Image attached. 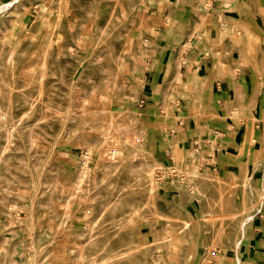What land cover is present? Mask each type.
I'll list each match as a JSON object with an SVG mask.
<instances>
[{
    "label": "rangeland",
    "instance_id": "1",
    "mask_svg": "<svg viewBox=\"0 0 264 264\" xmlns=\"http://www.w3.org/2000/svg\"><path fill=\"white\" fill-rule=\"evenodd\" d=\"M10 1L8 8L0 10V106L5 113L0 120V264H88L102 247L112 253L104 244L108 233L118 226L124 230L119 245L130 243L132 237L148 240L149 224L164 227L161 217L170 214L171 203L198 217L196 197L202 203L210 192L200 194L193 187L189 174L197 168L186 159L166 158L163 148L151 145L146 125L133 109L141 99L137 92L144 87L150 68L144 58L147 39H155L159 25L173 19L170 12L175 3ZM217 1L193 0L189 17L195 23L189 41L210 28L211 20L216 19L214 12H219L215 10ZM154 4L159 12L167 13L156 15ZM258 5L254 17L257 41L243 30L233 37L238 44L248 41L244 63L262 77L264 0ZM230 28L227 23L222 34ZM220 47L219 58L236 62L240 69L233 51L227 49L223 55L224 47ZM101 95L105 100L99 102ZM105 112L110 117L104 118ZM100 124H106L110 144L116 143L114 152L107 151L111 147L107 143L102 144ZM255 147L262 156L264 143H255ZM205 150L209 153L212 148L206 146ZM135 152L157 161L138 159ZM256 159L248 155L239 174L197 170L234 177L230 182L235 187L229 194L241 199L249 185L251 191L264 189V181L254 171ZM172 169L175 175L170 173ZM142 173L159 177L151 179L147 192L155 197L156 209L149 217L137 211L145 196L139 187ZM167 223L169 228L159 234H171L169 247H145L144 264H186L181 259L186 254L187 264H200L211 253L239 249L234 235L224 237L225 243L215 239L204 221L194 220L189 231ZM128 260L114 264H136Z\"/></svg>",
    "mask_w": 264,
    "mask_h": 264
},
{
    "label": "crops",
    "instance_id": "2",
    "mask_svg": "<svg viewBox=\"0 0 264 264\" xmlns=\"http://www.w3.org/2000/svg\"><path fill=\"white\" fill-rule=\"evenodd\" d=\"M258 1L224 0L225 6L217 1L216 19L190 42L189 32L195 23L189 17L193 0H170L175 3L170 12L173 19L159 25L155 39H147L144 58L150 68L144 87L137 92V99L143 98L144 103L133 105V109L135 117L146 125L148 141L158 150L163 148L166 158L186 159L194 166L191 154L197 141L204 153L205 147L211 146V152L203 155H213L219 175L239 174L249 155L257 158L252 162L254 171L264 181V151L259 156L255 147V143H264V74L261 77L244 63L248 41L238 44L233 37L243 30L257 41L254 17ZM152 7L156 15L167 13L159 12L158 4ZM220 20L226 23L219 25ZM227 23L231 30L222 34ZM221 45L223 55L227 49L233 51L240 69L236 62L219 58ZM208 140L216 146L205 143ZM243 236L235 253H211L209 260L201 263L264 264V202L248 220Z\"/></svg>",
    "mask_w": 264,
    "mask_h": 264
},
{
    "label": "bare ground",
    "instance_id": "3",
    "mask_svg": "<svg viewBox=\"0 0 264 264\" xmlns=\"http://www.w3.org/2000/svg\"><path fill=\"white\" fill-rule=\"evenodd\" d=\"M12 3L13 1L1 4L0 10L8 8ZM203 6H207V5L203 3ZM220 21H221L220 23L223 25L226 23L225 20H220ZM216 37L220 38L221 36H216ZM107 79L110 80V78ZM99 99H100L99 102L102 100L104 101L105 96L101 95ZM124 112L125 113L129 112V109L127 108ZM104 114H103L104 118L107 116L110 117L111 115L110 112H105ZM80 115L81 114L78 112L77 116ZM1 119H5V113L2 107L0 106V120ZM104 125L100 124L98 127V130L100 132V137L102 138V144L107 143V145H109L108 147L111 146L109 149H107V151L114 152L115 150L113 149V146L116 143L113 142L114 145L110 144V140L108 141L106 139L108 134V128L105 127ZM135 156H139L138 159H146L150 162L157 161L153 157L147 158L143 155L138 154L137 152H135ZM189 175H190L189 179H191L193 183V187H195L197 193L202 194L206 190L210 192V195L207 196L202 203H200L198 198L196 197V200L198 202L197 205L200 208V214L198 215V217L194 216L191 213L183 212L182 210L177 208L175 204L171 203L169 204V210L171 211L170 214L162 215L161 217V219H165L164 227L158 228L157 225L154 223L149 224L148 240L145 241L140 236L132 237V240L131 238L129 239L130 243L119 245L118 240L121 237L120 235L124 232V230L121 228V226H118L108 233L105 240L106 243L104 244V246L107 245L110 249L115 250L114 253L112 250H111L112 253H109L107 252V249L105 247H102L101 250L98 252L97 256L94 259L90 260L88 264H114L119 261L122 262L129 261L128 259L135 261L136 264H140V262L144 264L145 247H149V249L162 245H167L169 247L171 234L168 233L167 231L163 237H161L159 234L161 229L167 230L169 228L168 226L169 223H167V221L171 222L174 226H176L179 231H183V230L189 231L191 228V224L194 220L204 221L206 223V231H209L210 235L215 236V239L222 240L224 239V237L234 235V240H235L234 243L236 246L239 245L243 238V233L246 228V222H248L249 219L251 220L253 213L256 210H259L262 203L264 202V189L255 188L253 189L254 191H251L252 187L251 185H249L248 189L246 190L245 196L243 195L241 199H237L234 198L233 196H230L229 194V192H231L233 187H235V185L234 186L232 185L234 183L230 182V180L233 179L234 177L232 178H224V177L222 178L218 176L216 177L215 175L210 174L209 172L198 171L197 169L192 173H190ZM151 179L157 181V179L151 178L150 175L142 173L141 178L139 180L140 190L144 191L145 193V196L140 198V202L138 204L137 211L140 216L143 215L149 217L156 210L155 201H154L155 197L153 198L147 193L151 189L153 184ZM187 184L189 185V183ZM224 243H225V239H224ZM186 256L182 255L181 259L184 260L185 263L187 264L190 260H188ZM53 263L54 262L50 261L48 264H53Z\"/></svg>",
    "mask_w": 264,
    "mask_h": 264
},
{
    "label": "built area",
    "instance_id": "4",
    "mask_svg": "<svg viewBox=\"0 0 264 264\" xmlns=\"http://www.w3.org/2000/svg\"><path fill=\"white\" fill-rule=\"evenodd\" d=\"M144 103V99L141 98L140 100H138V105L139 106H142ZM205 142V141H203ZM205 143H207L208 145H212V147H215V143H212V140H208L206 141ZM194 148H193V151H192V154H191V157L193 159V163H194V166L199 169V170H211L213 172H215L217 170V162L215 160V158L213 157V155L210 153V154H207V155H203L200 153V150L201 149V145L196 141L194 143ZM86 158H88V156H85ZM172 175H175V170H171L170 172ZM160 176V175H159ZM190 189V188H189ZM190 191V190H189Z\"/></svg>",
    "mask_w": 264,
    "mask_h": 264
}]
</instances>
